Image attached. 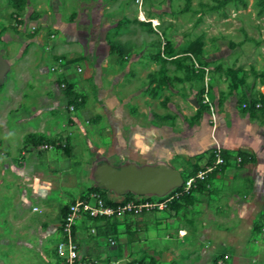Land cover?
<instances>
[{
  "label": "crops",
  "instance_id": "0c3cea01",
  "mask_svg": "<svg viewBox=\"0 0 264 264\" xmlns=\"http://www.w3.org/2000/svg\"><path fill=\"white\" fill-rule=\"evenodd\" d=\"M13 3L18 6V1ZM30 19L28 23L36 26L33 31L17 26L0 28V56L5 65L0 79V125L8 131L6 148L9 150L10 140L14 138L13 142L22 149L19 151L22 155L18 156L20 164L9 167V174H16L20 185L26 183L20 187L21 203L27 202L33 212L38 211L37 202L53 191L56 176H60L61 171L67 172L66 169L56 171L48 165L57 156L41 157L35 151L43 144L52 146L53 139L57 144V140L64 141L60 146L69 150V154L63 151L69 156L81 147L77 153L80 160H73L75 178L81 177L78 172H86L90 167L85 160L98 156L114 164L122 161L156 163L164 159L181 173L184 164L173 159L174 154L185 157L210 149L201 168L211 160L212 149L217 147L223 149L225 161L210 173L207 185L202 184L163 210L126 213L114 218H81L74 226L75 240L81 256L99 258L104 264H216L224 253L227 258L223 264H242L243 261L246 264L251 254L245 245L253 232L252 226L257 215L264 218V205L255 198L264 193V167L257 165L264 162V158L253 149L249 112L241 114L223 101L212 113V123H208L209 115L204 113L198 123L180 130L168 121L167 112L164 113L168 110L165 94L161 107L151 108L153 87L156 84L165 91L164 78L168 77V72L163 68L156 72L155 61L151 59L131 58L121 62L103 56L109 40L101 29L100 16L91 18L90 31L77 28L79 34L74 31L75 24L58 17L51 22L59 29L56 33H45L38 28L35 19ZM95 45L103 57L93 58ZM57 57L66 60L62 58L67 64L63 72L50 70ZM145 67L150 68L140 69ZM144 71L150 73L151 79H157L146 83L148 91L134 81ZM60 81L66 83L69 92L59 87ZM73 103L77 105L74 107ZM69 105L73 106L71 110ZM80 106L83 108L78 109ZM238 119L242 120L239 129L235 125ZM58 126L74 135L71 142L65 134L56 135ZM74 142L78 143L75 147ZM46 149L41 151H49ZM236 150L244 155L253 153L255 161L235 164L234 158L228 156ZM10 159L15 163L16 158ZM235 187L241 191L246 189V194H235ZM65 192H60L59 200L66 199ZM126 194L107 191L104 195L110 201H118ZM84 195L83 191L69 201ZM141 233H145V239L139 237ZM105 237L107 242L109 238L114 240V247L109 246V242L104 245ZM160 237L167 240L165 249L158 251L155 245L147 247L148 238L156 243ZM169 240L173 243L168 244ZM56 260L60 264L57 257Z\"/></svg>",
  "mask_w": 264,
  "mask_h": 264
},
{
  "label": "rangeland",
  "instance_id": "374dc122",
  "mask_svg": "<svg viewBox=\"0 0 264 264\" xmlns=\"http://www.w3.org/2000/svg\"><path fill=\"white\" fill-rule=\"evenodd\" d=\"M13 1L0 0V28H15L17 17H20L21 21L26 19L27 23L32 18L35 19L38 28L43 29L45 33L51 31L56 33L59 29H55L52 23L58 17L63 22L70 21L75 24L76 29L86 28L90 31L93 28L91 18L100 16L101 29L105 32L106 40H109L103 56L121 62L131 58L143 61L151 59L155 61L153 69L156 72H160L162 68L168 72V77L164 78L165 91L157 88L156 84L153 87L151 108L155 109L157 105L161 107L162 96L165 94L164 97L167 96L165 103L169 111L164 113L167 112L169 122L182 130L195 124L204 113H208L207 121L212 123V113L225 101L234 111L241 114L244 111L249 112L251 119L249 133L252 136V144L255 143L253 149L260 158H264V2L262 0H227L217 9H210L209 6L216 5L218 0H189L188 3L186 0H100L98 4L96 2L98 0H16L18 6ZM83 19L85 20L81 21ZM76 29H74L75 33L79 34L80 31ZM97 48H99L97 45L93 48V58L103 57ZM62 58L65 60L64 57ZM134 81L135 85L145 86L148 91L146 83L156 82L157 79H151L150 73L144 71ZM180 96L184 102L182 105ZM191 96L200 99L198 107L188 101L187 98ZM248 100L250 103L243 107L242 102ZM256 101L261 102L260 107L253 106L252 103ZM73 104L74 107L77 105ZM149 106L150 104L146 107ZM240 123H242L241 119L235 122L236 128H241ZM59 127L56 135L65 134L68 142H71L74 135L66 133ZM110 131L114 135L113 130ZM7 135L8 131H4L0 125V264H58L55 244L58 239V223L62 208L71 198L81 195L83 191L91 192L88 189L90 187H95L103 193L110 192V189H106L98 182L97 171L105 164L118 166L130 161L114 164L100 156L90 157L85 160L90 166L87 171L78 172L84 177L75 178L76 168L73 160H80L77 158V153L81 147L74 149L72 156L67 155L69 150L65 155L60 146L64 145V141L57 140V144L53 139L52 148L46 149L49 151H41L40 148L35 151L41 157L45 154L57 156L50 160L48 165L56 171L66 169L67 172L61 171L60 176H56L57 186L53 185V191L37 202L39 209L33 212L32 206H27V202L21 203L20 187L23 188L26 183L20 185L16 174H9V167L20 164L18 160L19 155L22 154H19V151L22 149L16 146V142H13L14 138H11L8 150L5 145ZM77 145L78 143L74 142L73 147ZM209 151L211 150L207 149L185 157L174 154L173 159L176 158L180 164H184L182 177L189 170L199 168ZM234 152L228 157L234 158L235 164L253 162L256 159L251 152L245 154L243 158L237 153L238 150ZM10 158H16L17 164ZM160 160L164 159H158L157 162ZM257 165L264 167V162H259ZM248 181L250 182L249 178ZM62 190L66 191L68 196L64 200H59ZM234 190L235 194L242 195L247 191L246 189L241 191L238 187ZM255 198L261 201L262 206L264 205V193L255 195ZM255 221L258 227L251 233L245 245L249 247L247 250L251 254L246 264H264V218L257 215ZM139 237L145 239L146 235L141 233ZM166 241L160 237L159 242L152 243V239L148 238L146 245L149 248L155 245L159 248L158 251H162L166 247ZM106 242L105 237L104 245L108 243ZM172 243L171 240L168 241V244ZM143 244L142 241L141 245ZM242 264H245V261Z\"/></svg>",
  "mask_w": 264,
  "mask_h": 264
},
{
  "label": "built area",
  "instance_id": "2783aa9c",
  "mask_svg": "<svg viewBox=\"0 0 264 264\" xmlns=\"http://www.w3.org/2000/svg\"><path fill=\"white\" fill-rule=\"evenodd\" d=\"M16 26L18 29H26V31H33L35 29L34 24L27 23L26 19L22 21L17 17ZM53 35L50 34V37ZM67 67L61 57H57L55 62L50 66V70L63 72ZM79 71L80 67H76ZM59 87H66L64 81L59 82ZM250 101L242 102V106L245 107ZM254 107H260L261 102L256 101L252 103ZM73 108L69 105V109ZM40 149L51 148V144H43L39 146ZM211 160L203 165V167L196 169L195 171L187 174L183 177L179 186L173 188L162 198L148 199L143 196L133 195L131 198H123L118 201H113V204L105 202V200L94 191L86 193L81 198H76L69 201L67 209L59 222V234L55 244V255L58 258L60 264H104V262L95 257H83L79 254L78 245L75 240V234L73 226L76 222L84 217H117L126 213L140 214L145 211L163 210L173 199H178L179 196L184 193L196 189L200 182L207 185L208 177L210 173L217 167H220L224 163V155L219 148H214L211 153ZM109 245H114L113 239H108ZM227 258V254L224 253L220 258L216 260V264H223L224 259ZM132 264H146L145 262H133Z\"/></svg>",
  "mask_w": 264,
  "mask_h": 264
},
{
  "label": "water",
  "instance_id": "95a60500",
  "mask_svg": "<svg viewBox=\"0 0 264 264\" xmlns=\"http://www.w3.org/2000/svg\"><path fill=\"white\" fill-rule=\"evenodd\" d=\"M2 60L0 56V79L5 69ZM188 101L195 107L199 105L195 96L188 98ZM133 163L135 162H125L118 166L102 165L97 171L98 182L116 195L130 192L133 195L157 197L165 196L182 182L179 170L172 168L164 160L153 164L142 163L140 166Z\"/></svg>",
  "mask_w": 264,
  "mask_h": 264
},
{
  "label": "trees",
  "instance_id": "16d2710c",
  "mask_svg": "<svg viewBox=\"0 0 264 264\" xmlns=\"http://www.w3.org/2000/svg\"><path fill=\"white\" fill-rule=\"evenodd\" d=\"M188 1L189 0H186V3H188ZM227 0H218V2H217V4L216 5H210L209 6V8L210 9H217L219 6H221V5H223L225 2H226ZM263 2H264V0H262ZM64 91H66V93L67 92H69V88H68V86L67 87H64ZM73 100V99H72ZM197 102H198V104L200 103V99L199 98H197ZM67 148H63V151L64 152H67ZM221 151V153H224V151L223 150H220ZM212 153V152H211ZM239 155H241L242 156V158H243V156H244V154L243 153H241V152H237ZM212 155V154H211ZM188 174V173H187ZM184 176H186V174H184ZM202 184H204L203 182H200L199 184H198V188H199V186L200 187H202L203 185ZM89 190H91V191H94V192H97L104 200H105V202H107V203H110V204H113L114 202L113 201H110L109 199H107L106 197H105V193H103V192H101V190H97V188H95V187H90V188H88ZM194 190V189H193ZM192 191V190H191ZM191 191H189L188 193H184L183 195H181V196H179V198L178 199H173V200H171L170 202H169V205L170 204H172V203H174V202H177V201H179V200H181L182 198H184L185 196H188L189 194H190V192ZM87 193V192H86ZM133 195L130 193V192H127V194L125 195V198L127 199V198H131ZM146 198H148V199H152V198H155V197H146ZM156 198H159V197H156ZM168 205V206H169ZM66 209H67V205H65L63 208H62V215H61V218H62V216L64 215V213H65V211H66ZM258 217H260V215L258 216ZM107 218V217H106ZM112 218H114V216H112ZM61 220V219H60ZM256 221H258V218H257V220ZM254 222V224H253V226H252V231L253 232H255L256 231V229H257V222ZM58 227H59V225H58ZM73 231H74V226H73Z\"/></svg>",
  "mask_w": 264,
  "mask_h": 264
}]
</instances>
